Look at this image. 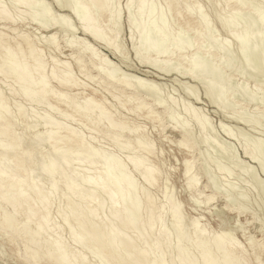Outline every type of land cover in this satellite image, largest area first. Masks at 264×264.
Here are the masks:
<instances>
[{
  "label": "bare ground",
  "instance_id": "1",
  "mask_svg": "<svg viewBox=\"0 0 264 264\" xmlns=\"http://www.w3.org/2000/svg\"><path fill=\"white\" fill-rule=\"evenodd\" d=\"M38 1L40 2V0H12V1L10 0L9 3L12 2L13 10H12L11 6H10L11 8L5 7L7 5L6 4L3 5L0 2V25L5 30H7V31L9 30L8 32H9V34H11V35L5 34L0 30V86L2 88L5 87L6 90L8 91V94H9V95H7L6 94L7 91L4 90V92H3V90L1 91V88H0V240L4 241L6 243L5 247L7 246L10 256L16 262H19L22 264H255V263L264 264V262H262V260H261V256L264 253L263 241L261 242L259 240H255L256 238L254 239L252 237L247 238L246 240H247V244H248V248H249V250H248L246 247L244 248V246H242L240 244V242L236 239L235 231L233 229H231V228H228V229L220 228L219 230L214 231V230H211L209 228V226L207 227V225L205 223H202L201 219H200L201 221H199L200 217L197 220L196 218H193L194 216L192 217V219L185 216L184 212L182 211V202L179 200H176V197L173 198L174 195L172 197V194H170L171 192L168 193V186H167L168 180L166 177L163 179L162 174H164V173L161 172V168H160L161 167L160 166L161 160L157 159L154 162L150 160L151 158H153V155H154V153H153V142L151 141V139L149 140L148 137L146 136V134L144 133V130H143L144 128L142 129L138 124L129 122L128 119H130V116H128L129 118H127L123 115L121 117L117 114V116H119V118H117V116H115V114H114V111H112L106 105L105 102L107 101V97L103 93L110 95L114 99L115 104H112L113 107L118 106V107H123L124 109H126V111L128 112L127 115L132 114V115H135L136 117H142L144 119H149V120H152L154 122L158 120L159 123H161L160 121H164V120H162L163 116H168L166 118H170L173 121L172 123L174 124L172 126L170 125V127H171L170 129L174 128L176 130V127L178 128V135H177L178 139L176 140L177 145L179 147L185 148L189 152H192L193 157H194L193 152L195 151L194 150L195 141L197 142L199 139H201V140L206 142L207 139L209 138V135L212 134L211 131L213 129V127H212L213 125H211V121L201 111L198 112L197 107H195V108H197V109H195L193 107V105H191L190 103H184V104L179 103L178 104V102H177L178 99L177 100L175 99L176 100L175 101V100L171 99L170 97H167L165 94H164L165 96L161 95V93H163L162 92L163 89L160 88L162 85L160 84V82H158L154 79H151L149 77L148 78L142 77V76H139L136 74H131V73H128V76L130 77V79H128L127 75H126L127 78L117 75V73L119 74V71L121 69H119V71L114 70V69H117V67L114 69L111 67L112 61L109 60L106 56H104L105 54L104 55L100 54V53H102L101 51H100V53H99V50L97 51L96 47L93 45V42L97 43V44L102 43L103 46L108 48L111 52H113V54H115V52L119 53V51H120V49H118V44H117V38L119 35L118 34L119 31L117 30V28L119 30L122 29V28L118 27V23L120 21L122 22V20L120 19V15L123 14L122 12H120V10H121L120 9L121 6L119 7L120 0H77V2H76V0L75 1L73 0L74 1L73 2L74 7H77L75 4L77 3L79 5V2H80V7L78 6L79 10H81V11H79L80 15L77 12L78 10L77 11L76 10L70 11L72 14H76L75 15V17L77 16L76 18H78V15H79L78 29L82 35L81 36H73L74 39L71 40V38H70V40L68 39V41H66V43H67L66 47L68 46V47L72 48L71 53L68 56H69V58H72L73 62L76 65V68H77L79 74H81V76L82 75L84 77L86 76L91 81H93L95 78L99 79L98 82L101 84L100 91H98L97 89H93V88L87 89V83L85 84V82L83 83L82 81L78 80L76 75H74V73H73L72 65H71L70 61L67 59L68 56L64 59L63 58H56V56H55L56 54H55L53 56H49L50 60H48L44 56L45 54H43L41 47L46 48V49L52 48L55 51H57L59 49V47H58L59 45L57 44V40H58L57 36L58 35H56L58 33H57V31H54V32L51 31L52 29H49V28H52V26H54V27L56 26L55 28H58L57 29L58 32H60V31L64 32L65 30H68V29L73 30V32H71L73 35H75L74 30L76 28L71 29L72 26L69 24L71 18L66 14L62 15V16L60 15L61 17L60 16H58V17L67 20L66 17L68 16L69 22L68 21L66 22V21L61 20V19L59 20V18H58L57 20H59V21H55L53 23L52 22L51 23H49V22L44 23V22L40 21L42 17H40V16L38 17V15L37 16L35 15L36 17L33 15H29L28 14L29 12L27 11L28 7H31L34 3H37ZM42 1L39 4L40 7H41V3H43V4L45 3L44 0H42ZM50 1L54 2L59 10H62L65 7V5L68 4V3L65 4V2L63 3V0H50ZM70 1L71 0H69L68 2H70ZM221 1H223V3H224V10L226 12L231 11L230 14H232V15L233 14L235 15V13H234L235 11L238 13L245 11V9L249 6L247 2L246 3L248 6L245 5V3L242 4V2L240 0H238V2H236L235 0L234 1L233 0H221ZM239 1H240V3H239ZM250 1H252V0H250ZM261 1H263V0H261ZM254 2H255V0H254ZM47 3L48 2H46L45 5H48ZM43 4H42V7L45 9V7H44L45 5H43ZM124 4H125L124 8H126L127 12H128L127 21L129 22V25H130V27H127L128 29L130 28L129 29L130 31L129 30L128 31L131 33V34L129 33L128 36H130L132 43L135 41V36H138L140 39L145 41V43H144L145 47H143L142 50L140 48V50L135 49V51H137V52L134 51L135 52L134 54H137L136 61L139 57L140 58V60L138 59L139 62L142 61V63L144 62L148 65L156 66L159 69H157V68H155V69L158 71L161 69V71H163L162 73L164 75H167V74L169 75L171 71L173 72V70L174 71L176 70L175 72L177 74V70L179 72V71L183 70L185 67V70H187L186 72H188L187 74H189V76L191 78H193V80L195 78H198L197 76H199V75H196V74L194 75V73H193L194 70L190 69L193 65V64L190 65V61H192L195 58L194 54L198 53V51H200L199 53H201V55L203 54L202 58L206 57L208 60L212 61L210 64L207 63L210 66L208 67V65H207L208 68H206V66H205L206 64L203 65L202 61L198 59V61L202 65H200L198 63H197V65H200L199 66L200 71L202 70L203 75H205L206 77L209 78V76L206 75V72L204 74V71H206V69H207V71H209L211 69L213 71V68L217 69L219 71L218 73L220 74L221 70H219V69H223L225 67V66L223 68L221 67V64H223L221 62H224V60L222 58H220L221 56H219L218 53H219V51L222 52L221 50H230V48L228 47L229 46L228 44H231L229 39H226L227 42H230L228 44L226 43V40H224V39H223L224 43H222V40H221V42H219L218 41L219 38H217V36L215 38L214 33H211L212 31H211V29H209L210 27H208L207 30L208 31L210 30L209 32L211 34L210 39H208V40H210L211 45L209 43L208 46H211V47H208L207 49L205 48L206 50L200 48L201 43H203L204 37L207 35V33H206V35L204 33L205 36H203L202 31L204 32V29H206L205 27H207V23L209 25V23L211 24V21L210 22L208 21V19H207L208 17L205 16V14L203 13V11L201 9L202 6L199 5L198 1L191 2L190 0H125ZM217 4L218 3H216V5ZM39 5L37 4V6H39ZM68 5H71V4H68ZM258 6H259V4H258ZM42 7H41V9H42ZM74 7H72V9ZM261 7H263V6H261ZM21 8L24 10H21ZM47 8H49V9H47ZM47 8L45 9L46 11H44V12H43V10H40V9L39 10L42 11L44 14L46 13V15H48V19L50 20L49 16L54 15V11H53V14L50 13V11H49L52 9V6H51V9L49 6ZM254 8H257V7L255 6ZM9 9H11L12 11L11 10L9 11ZM68 9L70 10L69 7H68ZM249 9H252V7ZM259 9L261 10V8H258L257 10H259ZM32 10H33V12H31ZM32 10L29 9L31 14L34 13V11H35L34 9H32ZM253 11H255V10L252 9V12H250V13H253ZM47 12L50 13L51 15L48 14ZM51 12H52V10H51ZM245 12H247V11H245ZM258 12H262V11H258ZM24 13H25V15H24ZM35 13H36V11H35ZM38 13H39V11H38ZM43 13L41 14V12H40L39 14L42 16ZM26 14H28V19L30 18L29 22L31 19L33 21H35L36 18L40 19V20L37 19V21H36L37 27L39 24L38 28L41 30L40 35L31 36L29 33L26 34L24 31H22L21 33H20V31L17 32V30H18L17 26H20V24L26 23L25 22L27 20ZM55 14H57V13H55ZM125 14L127 15L126 12H125ZM230 14H228V16ZM46 15H43V16L46 17ZM214 15H215V13H214ZM238 15H240V14H238ZM256 15H257V13H256ZM29 16H31V17H29ZM215 16L219 18V16H217V15H215ZM216 17H215V19H216ZM250 17H252V16H250ZM253 17H254V15H253ZM263 17L264 16H262V13L259 14V17L257 15V18H259V20H261V22L262 21L264 22ZM52 18L54 19V16H52ZM172 18H175L174 22L170 21V19L172 20ZM233 18L234 17L232 16L231 18H227V20H226L227 23L231 24L230 26L233 27V29H230V30L228 29L227 31L229 33L230 38H232L233 42L238 46V51L241 52V53L238 52V54L243 55L246 51L247 46H249V45H246L247 44L246 39H248V37H247V35H244V33H246V32L243 33L244 30L242 31L243 34L239 33L238 31L235 30V29H238L237 27H239V25L237 24L238 22H236V20H235L236 15L234 18L235 22H234ZM246 18H249V16L247 15ZM119 19H120V21H119ZM254 19L255 18H253V20ZM219 20H220V18H219ZM219 20H217V21H219ZM44 21L46 22L47 20H44ZM226 21L223 20V22H226ZM238 21H240V20L238 19ZM36 22H34V23H36ZM261 22H260V25L262 24ZM220 23L221 22H219V24ZM227 23H225L226 26H227ZM235 23H236V25H238L237 27L235 26ZM225 24H224V26H225ZM239 24H240V22H239ZM248 24H244V26L247 25V27H245V28L244 27L242 28V26H240V27L242 29H246V28L250 27ZM250 24H251V22H250ZM255 24H257V23H255ZM119 25H120V23H119ZM262 25H261V27H263ZM209 26H211V25H209ZM220 26H223V24L222 25L220 24ZM254 26H256V25H254ZM2 27H1V29H3ZM259 27H258V29H260V31H263V30H261L262 28H259ZM227 28L228 27H226V29ZM253 29L256 31L257 27H255ZM214 31H217V30H214ZM251 31L249 33L251 35H248V36H252L250 38H253V34H255V33H251ZM260 31H258V33ZM43 32H45V34H43ZM68 32H70V31H68ZM68 32L67 33L65 32V33L68 34ZM184 33H185V36H186V33H188V34L190 33L193 36L191 38L190 37L188 38V39H192V38L194 39L192 44L188 45V43H186L187 44L186 45L183 42V40H182L183 38H181L182 37L181 35ZM152 34H153V37L152 36L150 37V35H152ZM212 34H213V36H212ZM263 34L264 33H262V35ZM201 35L203 36V38H201L202 37ZM217 35L219 37V34H217ZM256 35L258 36L257 33H256ZM256 35H254V36H256ZM262 35H260V36H262ZM122 37H124V36H122ZM64 38H65V36H64ZM64 38H63V40L66 39V38L65 39ZM263 38H264V36H262V40H263ZM153 39H155V40H153ZM184 39H185V37H184ZM186 39H187V37H186ZM206 39L207 38H205V40ZM220 39H221V37H220ZM249 40H251V39H249ZM189 41H191V40H189ZM195 42H196V44H195ZM261 42H264V41H261ZM261 42H259V43H261ZM64 43H65V41H64ZM205 43L206 42H204L203 44L205 45ZM256 43H258V42H256ZM142 44H140V46ZM251 44H252V42H251ZM261 44L262 45H259V44L258 45L263 47L264 44L263 43H261ZM134 46L136 47L137 45L133 44V49H134ZM253 46L254 45H252L250 47H253ZM259 46H258V48H259ZM255 47H256V45H255ZM252 49H256V48L253 47ZM187 50H189V52H187ZM258 50H256L257 53H258ZM50 51L51 50H49V52ZM249 52H250V50H249ZM253 52H255V50H253ZM52 53L53 52L51 51L50 54H52ZM120 53H123V52L120 51ZM259 53L261 55L264 54V53L262 54L261 51H259ZM238 54H235L236 57L238 56ZM221 55H223V54H221ZM224 55H225V53H224ZM227 55L228 54L226 53V57H228ZM230 55H233V53L232 54L230 53ZM249 55H250V53H249ZM197 56H200V54H198ZM253 56H254L253 54L250 55V57H253ZM255 56H256V53H255ZM232 57H234V56H232ZM259 57H260V59L262 58L264 60V56H262V57L259 56ZM121 58L123 59V57H121ZM171 58H174V59L176 58L179 61V63H178L179 66L180 65L183 66V69H182V67H180V70H179L178 69L179 66H176L177 67L176 69H172L171 67H169V65L173 66L172 63L168 64L170 62ZM238 58H240V57H238ZM238 58H236V60ZM257 58H258V56H257ZM257 58H255V59H257ZM227 59L228 58H226L225 60H227ZM231 60H233V59H231ZM236 60H234V61H236ZM244 60H245V58H244ZM250 60H251V58H250ZM125 61H126V59H125ZM254 61H256V60H254ZM175 62H177V61H175ZM196 62H197V60H196ZM206 62H207V60H206ZM230 62H232V61H230ZM230 62H228L227 64H229ZM142 63H140V64H142ZM191 63H193V62H191ZM241 63H244V62L242 61ZM212 64H213V68L209 69L210 67H212L211 66ZM244 64L246 66H248L247 62ZM250 64H251V62H250ZM256 64L258 65V63H256ZM260 64L264 65V63H260ZM194 65L196 66V64H194ZM230 65L232 66V64H230ZM230 65H229V67H230ZM237 65H238V68H239V66H242L239 64H237ZM88 66H91V69L95 70V73H96V74L94 73L95 75L87 74L88 72H86V71L90 68ZM113 66H116L115 62H114ZM250 66L251 65H249L248 67H250ZM258 66H260V65H258ZM243 67H244V65H243ZM252 67H254V66L252 65ZM252 67H251V69H252ZM260 67H262V66H260ZM225 68H228V66ZM230 68L232 69V67H230ZM241 68H240V70H241ZM245 69L247 70V68H245ZM262 69H263V67H262ZM262 69H259V71H262ZM234 70H235V68H234ZM242 70H243V68H242ZM254 70L258 71V69H254ZM161 71H159V72H161ZM257 71H255L256 74L252 71L253 76H251L252 74H250V77H252V79H254V76L257 75ZM202 72H201V75H202ZM213 72L211 74H213ZM224 72H225V70H224ZM228 72H227V74H229ZM123 73H124V71H123ZM181 73H183V72H181ZM196 73H197V68H196ZM198 73H199V71H198ZM218 73H217V75H219ZM230 73H232V72H230ZM238 73L240 74L241 72H238ZM125 74H126V72H125ZM179 74H180V72H179ZM185 74L186 73H184L183 75L182 74H180V75L184 76ZM221 74L224 76L225 73L224 74L221 73ZM261 74H262V72H261ZM120 75H123L122 72L120 73ZM153 75H155L158 79L162 78L161 76H158V74L156 75V73ZM258 75H260V74H258ZM243 76H244V74H243ZM243 76H241V77H243ZM263 76H264V74H263ZM184 77H186V75ZM199 77L201 78V76H199ZM230 77L231 76H229V79H230ZM202 78H203V76H202ZM204 78L202 80H204ZM214 78H215V81H214ZM214 78L211 81L216 82L217 76H215ZM221 78H222V76H221ZM224 78H226V76L223 77L222 80H224ZM244 78H246V77H244ZM244 78H242V79L245 82L246 79H244ZM263 78H261V79L263 80ZM174 79L175 78H173L172 80H174ZM186 79H187V77H186ZM226 79H228V78H226ZM231 79H230V81H231ZM248 79H250V78L248 77ZM258 79H260V78H258ZM219 80H221V79L219 78ZM262 80L260 82V85L262 83ZM205 81H208V79L207 80L205 79ZM211 81L205 82V86H207V87H205L207 89V94L205 92V94H206L205 96L207 97V95H210L209 97H212L215 94L214 93L215 91L213 92L214 94H211V92L215 89L218 92V93L216 92V94H217L216 97L221 98V100H222V97H224L227 94V92H225L226 94L223 96V90H225V89H220L219 88L220 86L218 87L216 85L218 83V81L214 84ZM253 81H255V80H253ZM52 82L55 83V85H56L55 87L52 86V84H51ZM222 82L224 83V81H222ZM176 83L178 85V82H176ZM187 83L185 82V84H187ZM219 83H218V85H219ZM223 83L221 85H224V87L227 88L225 86V84H223ZM238 83H240V82H238ZM246 83H247V81L245 82V84ZM240 84L243 85L244 83L242 84V81H241ZM256 84H257V82H256ZM179 85H180V83H179ZM233 85L235 86V88L237 87L235 84H233ZM99 86L100 85L98 84V87ZM163 86H165V85L163 84ZM186 86H190V85L188 84ZM230 86H232V85H230ZM248 86H247V88H249ZM238 87H239V84H238ZM242 87H244V86H242ZM242 87H240L239 91L243 89ZM185 89H186L185 95L187 94L190 99L199 102V98L196 99L197 97L194 94L196 92H194V93L191 92L189 87H186ZM231 89H233V88H231ZM234 89H233V91H234ZM257 89L258 88H256V90ZM170 90H172V89H170ZM194 90H195V88H194ZM228 90L229 89H227V91ZM236 90L238 91V89H236ZM247 90H249V89H247ZM256 90H254V91L256 92ZM98 92H101L100 96H98V94H97ZM244 92H245V90H244ZM247 92H249V91H247ZM255 92H254V94H256ZM236 93H234V94L236 95L237 98H239V96H237L238 94H236ZM257 93L260 94V91H258ZM261 93H262V91H261ZM166 94H168V93H166ZM232 94H231V96L234 97L235 95L233 96ZM240 94H241V92H240ZM246 94H250V92L246 93ZM20 95L23 96L26 101H28L27 105L25 102H24V104L21 101L18 102L20 99H17L18 101L13 99V98H16L17 96H20ZM80 95L82 96V99L80 98ZM168 95H172V94H168ZM244 95L245 94L243 93V96ZM250 95H251L250 97H248L247 95H246L247 97L245 96L246 101H248V100L251 101L249 98H251L253 96V93H251ZM149 96L151 98L154 97L155 100H150L149 102L148 101L146 102V99ZM227 96H226V98H227ZM231 96H230V98H231ZM256 96H257V94H256ZM150 97H149V99H150ZM236 97H234V98L236 99ZM255 97H253V98H255ZM262 97H264V96H261L259 98H262ZM217 98H214V99L212 98L214 100V103L216 100L219 101V99H217ZM247 98H248V100H247ZM228 99H229V96H228L227 100ZM235 99H233V100H235ZM241 99L244 100V98H241ZM221 100H220V102H221ZM224 100H226V99H224ZM263 100H264V98H263ZM230 101H232V100L230 99ZM236 101H238V100H235V102ZM249 101H248V103H250ZM162 102L165 104V106L168 109H165V106H162L163 107L162 108L161 106L158 105V103L163 104ZM179 102H182V101H179ZM220 102H218V103L220 104ZM223 102L225 103V101H222L221 103L224 104ZM257 102H258V100H257ZM260 103H261V100H260ZM222 104H220V105H222ZM243 104H244V102H243ZM227 105H230V103ZM236 105H233V106L235 107ZM239 105H241V104H239ZM247 105H249V104H247ZM254 105H255V103H254ZM11 106L12 107L14 106V108L11 109L12 108ZM41 106H43L44 109H43V112L40 114L38 112V109H39L38 107H41ZM223 107L227 108V110L229 108H231L230 106L229 107L223 106ZM241 107H244V106H240V109H241ZM262 107H264V106H262ZM158 108H160V109H158ZM219 108H221V107L219 106ZM236 108L238 109V107H236ZM248 108H250V107H248ZM256 108L257 107H255V109ZM232 109H234V108H232ZM252 109L254 110L253 107H252ZM199 110H201V109H199ZM241 110H240V112H241ZM244 110H245V108L243 109V111ZM39 111H40V109H39ZM179 111L180 112L182 111L187 116V119L182 120L180 118L182 120L181 121L178 117L179 116L182 117L183 115L178 116L177 114H179L178 113ZM116 112H117V109H116ZM233 112H235V111H233ZM253 113H255V112H253ZM261 113H262V110H261ZM55 114H58L60 119L56 118L54 116ZM235 115H232V116H235ZM249 115L251 117L254 116L251 114H249ZM258 115H261V114H257L255 116H258ZM226 116H224V117H226ZM240 116L241 115H239V117ZM246 116H247V111H246V114L244 117L246 118ZM248 117L249 116H247V119H248ZM262 117H263V115H262ZM262 117H260V118H262ZM17 118H18V120H19V118L22 120L33 119V121L31 120L32 123L31 122L26 123V126H25L26 128L31 127L30 123H31V125L33 124V122L37 123L38 120H41L42 122H39V123H43V125L45 126V130L43 131L44 133L39 134V132L37 131L35 134L33 132L35 134L34 135L35 141L33 140L34 143L36 142L38 144L40 141L47 142L48 145L50 146L51 150H52V152H51L52 154L45 156V157H42L43 159H42L41 165L39 167L40 169H38L40 171H38V174L36 176V178L39 176L38 177L39 179H37V181L34 180L35 178H33V175H32V173H33L32 172V170H33L32 169V162H31V155H32L31 149H32V147H31V149H30V147L29 148L25 147L23 145V143L25 141L24 142L22 141L23 140L22 135H21L22 133L20 132L21 134H18V132L15 130V121L17 120ZM229 118L231 119V116ZM238 118H235L234 121L236 119L238 120ZM240 119H241V117H240ZM255 119H256V117H255ZM258 119H257V121H258ZM166 120H168V119H166ZM252 120H253V118H252ZM261 120L259 123L257 122V124L260 126H261ZM227 121H229V120H227ZM253 121L256 123L255 120H253ZM263 121H264V119H263ZM66 122L76 123V125L79 127V129L77 127L71 126L70 124L67 125ZM238 122H241V120H239ZM220 123H222V122H220ZM243 123H244V120H243ZM19 124H21V123H19ZM245 124H246V122H245ZM251 124H252V122H251ZM41 125L42 124H40L39 126H41ZM193 125H196L199 128V134L198 135H194L192 128H191ZM219 125H221V127H220V128H222L221 132L223 131L225 136L234 139V134H232L234 132H230L232 130V128L229 131L227 128H225L226 124L224 125L222 123ZM247 125L251 126V125H249V123ZM35 126H36V124H35ZM168 126H169V123H166V126L163 124L160 126V127H162V129L161 128L160 129L162 130V132L163 131L167 132L166 128ZM228 126L229 125H226V127H228ZM263 126H264V124H263ZM144 127H146V126H144ZM215 127L216 126H214V128ZM31 128H33V127H31ZM39 128H41V127H39ZM236 128H238V127H236ZM21 129H22V127H21ZM82 129L85 131L87 130L89 133L88 134L89 136L87 134H85V132L83 133ZM170 129L168 128V130H170ZM250 129H252V128L250 127ZM259 129H260V127H259ZM261 129H262V127H261ZM263 129H264V127H263ZM255 130H256V128H255ZM207 131L211 132V133L208 135ZM214 131H216V129ZM257 131H260V130H257ZM40 132H42V130ZM239 132H240L241 136L238 139H241V138L243 140H244V138L246 139V137H242V135L244 136V134H241L242 129ZM239 132H237V133L239 134ZM253 132H255V131H253ZM217 133H216V135L221 134V133H218V134ZM245 133H248V135H249V132H247V130ZM256 133H258V132H256ZM260 133L261 132H259V134ZM37 134H39V135H37ZM85 135H87V137L89 139ZM206 135H208V138H205ZM221 135H218V137ZM246 135L247 134H245V136ZM198 137H199V139H198ZM210 137H212V136H210ZM248 137L251 138V136H248ZM252 137H254V136H252ZM255 137L257 139L255 141H254V138H253V140H252V138L249 140L247 139L251 143L254 141L253 144H251L252 145L251 149L247 145V143L245 144V142H244V145L241 144L243 142L242 139H241L242 142L240 141L241 142L240 144L243 145V146H241V147H243V154L246 157H250L254 161L256 159L255 155L257 153L254 154L253 152L260 148L259 147L258 149H255L254 151H252L254 149V148L252 149L253 145L257 147L256 141H258V138H257V136H255ZM32 138H33V136H32ZM259 138H261V137H259ZM212 139H214V138H212ZM201 140H199V141H201ZM215 140H217V139H215ZM218 140L220 141V139H218ZM234 140L236 141V139H234ZM247 140H245V141L247 142ZM261 140L263 141V138ZM33 141H32V143H33ZM170 141L171 140H169V142ZM222 141H224V140H222ZM232 142L233 141H231V143ZM263 142L260 144V146L262 144H264ZM40 143H39V145H40ZM211 143H212V140H211ZM222 143L224 145H226L225 142H222ZM227 143H229V142H227ZM258 144H259V141H258ZM208 145H209V143L206 145V147ZM109 146H112L113 148H110ZM215 146H214V148H215ZM209 147H210V145L207 148H204V147L203 148L206 150ZM226 147L223 149V151L224 150L226 151ZM262 147H264V145ZM232 149H231V151L233 152ZM261 149L262 148H260V150ZM33 150H34V148H33ZM217 150H219V149H217ZM228 150L229 149H227V151ZM120 151H122L123 153L125 152V154L123 155V157L125 156L124 157L125 160H122V158H120V156H118L117 152H120ZM155 151H156V149H155ZM241 151H242V149H241ZM159 152H161V151H159ZM214 152H215V149H214ZM206 153L207 152L205 151L204 154L206 155ZM219 153L220 152H218L216 155V159H215L216 162L218 160L217 157L219 156L218 155ZM225 153H228V152H225ZM235 153H236V150H235ZM46 154L47 153H45V155ZM204 154H203V156H204ZM38 155H39V153H38ZM211 155H213V153H211ZM220 155H222V154H220ZM229 155L232 157L234 154L231 155V153H229ZM263 155H264V153H263ZM193 157H192V160H193ZM206 157H208V156H205V158ZM211 157H213V156H211ZM237 157H238V155H237ZM200 158L197 157V160H199ZM214 158H215V156H214ZM197 160L195 158V161H197ZM222 160H223V158H222ZM191 161L188 158L183 160L184 170L182 173L183 177H185V179H186L187 185L186 184L185 185L189 189V192L191 195L189 199H191V201L196 202L197 204L203 203V204H207L208 206H211V207L213 206L212 208H214V206H215L214 204L216 202V200L214 202V196L215 195L213 196L212 193L211 194L204 193V190H207V189H205V187L209 186L208 181L206 183H204L203 187L199 186L200 180L196 174V172L199 173V171L196 170L195 174H194V172L191 171L192 167L194 165ZM195 161H193V162L195 163ZM203 161H204V159H203ZM210 161H212V159ZM243 161H240V162H243ZM216 162H214V163L217 164ZM198 163H199V161H198ZM220 163H222V161ZM227 163H228V161H227ZM243 164H245V163H243ZM247 164H249V163H247ZM247 164H245V166ZM255 164L253 163V165H255ZM204 165H205V163H204ZM223 165L225 166L226 164H223ZM250 165H252V164H250ZM257 165H259V164H257ZM195 166H196V163H195ZM209 166H210V164H209ZM215 166H214V168H215ZM231 166H233V165H231ZM196 167H195V169H196ZM199 167H201V164H199ZM204 167L205 166H203V168ZM216 167L217 168H215V169H217L216 170L217 173L213 172V169H212V171H211V169H209L211 172L214 173L209 177V180L213 181L212 184H214V178L216 179L217 176L218 177L220 176V178H222V176H223V181H225V179H226L225 177H227V176L230 177L229 175L231 174V170H232V169H230V171H228L229 169H227V168H230L228 166H227V168L226 167L223 168V167H221V165L216 166ZM241 167H243V166L241 165L240 168ZM255 167H256V165L253 167L254 169H252V170H253V172L256 173ZM258 167H261V165H259ZM262 167L264 168V165H262ZM206 169L208 170V167ZM206 169H204V170H206ZM171 170H172V168H171ZM204 170H202V171H204ZM234 170H236V169H234ZM259 171L263 172L264 170H261V168H260ZM200 172H201V170H200ZM240 172H242V171H240ZM243 172H245V171H243ZM248 172L249 171H247V173ZM250 172H251V169H250ZM241 174H244V173H241ZM250 175L255 177L254 175H252V173H250ZM255 175H257V173ZM258 175H260V174L258 173ZM258 175H257V178L261 177ZM207 176H209V175H207ZM240 177H242V176L239 175V179H240ZM42 178L47 180L48 187H46L47 185H45L44 182L43 183H44L46 188H44L42 183L40 184V179H42ZM138 178H140V180L142 182V185H140V186L137 184ZM243 179H241V181ZM256 179H253V180H256ZM43 180H41V182ZM163 180L165 181L164 182L165 185H163L164 186L163 190L161 189L162 200L157 202L158 201V200L156 201L157 198H155L152 195V193L150 192L149 189L150 188L152 189V187L158 186L160 181H162V183H163ZM221 180H219V181H221ZM233 180H235V179H233ZM261 180H263V178ZM215 181H216V183L219 182L217 180H215ZM226 181H228V180H226ZM237 181H238V179H237ZM244 181L246 182L247 180H244ZM230 182H233V181L230 180ZM260 182H262V181H260ZM209 183L211 184L210 181H209ZM227 183L228 182H226V184H225L226 187H228L226 191L229 192V190H228L229 188L231 190L233 188L235 189L234 184H232V183L227 184ZM248 183H245V184H248ZM245 184H244V186H245ZM250 184H251V182H250ZM250 184H248V185H250ZM256 184H254V185H256ZM241 185H243V184H241ZM260 185H262V183ZM213 186L214 185H212V187ZM236 186H237V184H236ZM253 187H255V186L252 185V187H250V188H253ZM260 187L259 188L257 187L258 190L260 189ZM218 188H221L220 184H219ZM240 188H243V187H240ZM221 189L223 190V188H221ZM238 189H236V190H238ZM243 189H245V188H243ZM174 190L172 191V193L174 192ZM220 190H219V192H221ZM231 190H230V192H231ZM248 190L249 189H247V191ZM212 191H213V189H212ZM241 191H244V190H241ZM247 191L245 190V193ZM259 191L260 192L262 191V193H264L263 190H259ZM259 191H258V193H259ZM216 192H217V189H216ZM228 192H224V193H227L229 195ZM237 192L234 191L235 195ZM255 192H257V190H255ZM224 193L222 192V194H224ZM245 193L242 192L239 194H242V195L244 194L243 197H245ZM188 195L189 194L187 193V196ZM219 195H220V193H219ZM231 195H229V196H231ZM235 195H234V198L236 199L237 195H236V197H235ZM256 195H258V194H256ZM256 195H255V197H256ZM261 195H263V194H261ZM221 196H223V195H221ZM238 196H240V195H238ZM215 197H217V196H215ZM223 197H225V196H223ZM242 198L239 200H242ZM247 198H245V199H247ZM57 199H58L57 203L60 201V199L62 200L61 204L56 206V209H57L56 215L58 213L59 216L58 215L57 216L59 217V219L62 222V223H60L61 225L60 224L57 225V224H55L56 222L55 223L52 222L53 218L51 217V212H52L51 206L53 207V205H52L53 201H56ZM228 199H230V198H228ZM258 199H259V195H258ZM260 199L262 200V197ZM226 200H227V198H226ZM239 200H237V201H239ZM255 200H254V203L255 202L257 203L259 201V200L258 201H255ZM228 201L229 200H227L226 202H228ZM231 201L233 202V204L236 202L235 200H234L235 202L233 200H231ZM194 202H193V204H194ZM248 202H250V201H248ZM229 203H230V201H229ZM244 203H246V200L241 204H244ZM251 203H253V202H250L248 204L251 205ZM199 204H198V208H199V206H203V205H201V204L199 205ZM237 205H239V204L237 203ZM220 206H221V204H220ZM220 206H218V207L220 208ZM222 206L223 207L219 210L220 213H223V210H225V209L227 210V212L232 211L234 213V210L236 208L235 213H236V216L238 215V217L243 212L242 210H245V209L240 210L241 208H243V205H241V208H239L238 206L237 207L235 206V208L234 207L230 208L228 205H225V206L222 205ZM195 207H197V206L195 205ZM250 208H251V206H250ZM250 208H248V210H250ZM217 209L215 212L216 214H217ZM258 209L260 210V207H258ZM202 211H204V210H202ZM214 211L215 210H213V214H215ZM219 211H218V213H219ZM252 211H254V210H252ZM207 212H208V210H207ZM211 213L212 212H210V214ZM244 214H241V215H244ZM257 215L258 214H256L255 217H257ZM53 217L55 218L56 216H53ZM165 219L168 220L167 223L170 224L171 229L168 228L167 224L165 223L166 222ZM231 220L232 219H230V222H232ZM56 221H57V219H56ZM244 222H246V221H244ZM234 224H236V223H234ZM64 225L66 226V229L68 230V235H69V237L66 235L67 236L66 239L70 238L72 243L80 248V251H78V248H77V250H75L73 248V246L70 247L67 244V242L64 241L65 238L63 236H64L65 232L61 233V231H62L61 228H63ZM228 226H230V225H228ZM235 226H233V227H235ZM241 226L242 225H239V227H241ZM256 228H258V227H256ZM61 234H63L62 237L64 239H62ZM66 241H68V243L70 242V240H66ZM72 243H71V245H72ZM0 251H3V250L0 249ZM88 254L92 256V260L94 258H95V260L97 259V262H95V260H94L95 263H92L91 261H89L88 257H87V256H89ZM1 255H3V254H1ZM251 255L253 256V259H252ZM17 260H19V261H17ZM15 264H17V263H15Z\"/></svg>",
  "mask_w": 264,
  "mask_h": 264
},
{
  "label": "rangeland",
  "instance_id": "2",
  "mask_svg": "<svg viewBox=\"0 0 264 264\" xmlns=\"http://www.w3.org/2000/svg\"><path fill=\"white\" fill-rule=\"evenodd\" d=\"M5 3H4V2ZM8 1V2H7ZM12 1V0H11ZM42 0H40V2H41ZM67 1V2H66ZM69 0H63V3L65 2V4L66 3H68V4H71V5H68V4H64L65 5V7L62 9V10H59L58 9V7L56 6V4L54 3V2H51L50 0H44V2L46 3V2H48L47 4L48 5H45V3L43 4V3H41V7H42V4L43 5H45L44 7H45V9L49 6L50 7V9H51V6H52V12H51V10H49L50 11V13H52L53 14V11H54V15H52V16H54V19L52 18V16H49L50 17V20L48 19V15H46V13L44 14L43 12L44 11H46L43 7H42V9H41V7H40V2L38 1L37 3H34L31 7H28V14L29 15H33V16H37L38 15V17L40 16V17H42L41 18V20L40 19H38V18H36V20L35 21H33L32 19L30 20V22H29V19H28V14H26L27 15V20L25 21L26 23L25 24H20V26H17L16 24V26H17V32L18 31H20V33L22 32V31H24L26 34L27 33H29L31 36H38V35H40L41 33V30L38 28L39 27V24H38V27H37V19L38 20H40V21H42V22H44V23H53V22H55V21H59L60 19L61 20H64V21H68L69 20V17L71 18V20H70V25L72 26L71 27V29H75L74 30V33H75V35H73L71 32H73V30H65L64 32L63 31H60V32H58V28H55L54 26H52V28H49V29H52L51 31H57V33L58 34H56V35H58L57 37V44L59 45L58 47H59V49L57 50V51H55V50H53L52 48H43V47H41V49H42V51H43V54H45L44 56L48 59V60H50V58H49V56H53V55H55L56 56V58H66L70 53H71V50H72V48H70V47H66V41H68V39L70 40V38H71V40L72 39H74V37L73 36H81L82 34H81V32L79 31V29H78V26H79V15H80V13H79V11H81V10H79V7H80V2H79V5L76 3L77 2V0H76V6L77 7H74V1L73 0H71L70 2H68ZM191 2H196V1H198V3H199V5H201L202 7H201V9H202V11H203V13L205 14V16H207L206 18L208 19V21L210 22L211 21V24L209 23V25H211V26H209L208 25V23H207V27H205L206 29H204V32L202 31V35L203 36H205L206 35V33H207V35L204 37V39H203V43L204 42H206L205 43V45L203 44V43H201V45H200V48L201 49H207L208 47H211V46H208V44L210 43V40H208V39H210V36H211V34H210V30L208 31L207 29H208V27H210L209 29H211V33H214V37L216 38V36H217V38H219V42H221V40H222V43H224V40H226V39H229L230 40V42H231V44H228V43H230V42H227V40H226V43L229 45L228 47L230 48V50H221L222 52H220L219 51V56H221L220 58H222L223 60H224V62H221V63H223V64H221V67L223 68L224 66L225 67H227L228 66V68H223L224 70H225V72H224V70L223 69H219V70H221L220 71V74L218 73L219 71L217 70V69H214L213 68V64L211 65L212 67H210L209 69H211V68H213V71H212V69L211 70H209V71H207V69H206V71H204V74H205V72H206V75L207 76H209V78L208 77H206L205 75H203V72H202V70L200 71V68H199V66L200 65H204V64H206L205 66H206V68H208L210 65V63L212 62V61H210V60H208L206 57H204V58H202V56H203V54L201 55V53H199L200 51H198V53H195L194 54V56H195V58L192 60V61H190V65H192V67L190 68L191 70L193 69L194 71H193V73H194V75L196 74V75H199V76H201V78L199 77V76H197L198 78H195L194 80H193V78H191L190 76H189V74H187L188 72H186L187 70H185V67H184V69H183V66H179V61L175 58H171L170 59V62L168 63V64H173V66H170L169 65V67H171L172 69H176L177 67L176 66H179V70H180V67H182V69L184 70H181V71H179L180 72V74H184V73H186L185 75H186V77H187V79H186V77H184V76H181L180 74H179V72H178V70H177V74H176V70L174 71L173 70V72L171 71L170 72V74L168 75H164L162 72L163 71H161V69L159 70V71H161V72H159L158 70H156L155 68H157L156 66H153V65H148V64H146V63H142V61L141 62H139V60H140V58L138 57V59H137V61H136V58H137V54H134L135 52H137V51H135V49L137 50V49H139L140 50V48H141V50L143 49V47H145V45H144V43H145V41H143L142 39H140L138 36H135V41L132 43V41H131V39H130V36H128V34L130 33L129 31V29L127 28V27H130V25H129V22L127 21V17H128V12H127V9L126 8H124L125 7V4H124V2H125V0H120V2H119V7H120V12H122L121 14L122 15H120V19L122 20V22L120 21V19H119V23H120V25H119V23H118V27H120V28H122V29H118L117 27V30L119 31V35H118V38H117V44H118V49H120V51L121 52H123V53H120V51H119V53H117V52H115V54H113V52H111L108 48H106V47H104L103 46V44L102 43H99V44H97V43H94L93 42V45L96 47V49H97V51L99 50V53H100V51L102 52V53H100V54H102V55H104V56H106L109 60H111L112 62V64H111V67L114 69V68H116L117 67V69H114V70H118L119 71V69H121L120 71H119V74L117 73V75H119V76H121V77H126V75H127V77H128V79H130V77L128 76V73H131V74H136V75H139V76H142V77H149V78H151V79H154V80H156V81H158V82H160V84L162 85L160 88L161 89H163V93H161V95H163V96H167V97H170L171 99H173V100H177V102H178V104L179 103H190L191 105H193V107L195 108V107H197L198 108V112H202L203 114H205V116H207L208 118H209V120L211 121V125H213L212 127H213V129H212V134H210L211 132H208L207 131V133H208V135H209V138H208V135H206L205 136V138H208L207 139V141L205 142V141H203V140H201V139H199V137H198V139L199 140H201V141H195V147H194V152H193V154H194V157L192 156V152H189L188 150H186L185 148H182V147H179L178 145H177V143H176V140L178 139V128L176 127V130L174 129V128H172V129H170L171 127H170V125L172 126V125H174L172 122V120L170 119V118H166V117H168V116H163V119L162 120H164V121H160L161 123H159V121L157 120V121H152V120H149V119H144V118H142V117H136L135 115H132V114H129V115H127V111H126V109H124L123 107H113V105L112 104H115V101H114V99L110 96V95H108V94H106V93H103L106 97H107V101L109 102H105L106 103V105L112 110V111H114V114H115V116H117V114L119 115V116H121L122 117V115L123 116H125V117H127V118H129L128 116H130V119H128L129 120V122H131V123H136V124H138L143 130H144V133L146 134V136L148 137V139L150 140L151 139V141L153 142V153H154V155H153V158H151L150 160L151 161H156L157 159H160L161 160V164H160V168H161V172L162 173H164V174H162V176H163V179L166 177L167 178V180L170 182H168L167 181V186H168V193H170V194H172V197H173V195H174V197L173 198H175L176 197V200H179V201H181L182 202V211L184 212V214H185V216H187L188 218H191L192 219V217L193 218H196L197 220H198V218H199V221H201L202 220V223H205L206 225H207V227L209 226V228L211 229V230H214V231H217V230H219L220 228H226V229H228V228H231V229H233L234 231H235V235H236V239L240 242V244L242 245V246H244V248L246 247L248 250H249V248H248V244H247V238H249V237H252V238H256L255 240H259V241H263V243H264V193H262V191L260 192L259 190H263L264 191V171L262 172V171H259L260 170V168H261V170H264V168L262 167V165H264V155H263V153H264V147H262L264 144H262L261 146H260V144L264 141V129H263V124H264V121H263V119H264V107H262V106H264L263 104H264V100H263V98L264 97H262V98H259V97H261V96H264V76H263V74H264V65L263 64H260V63H264V60L262 59H260V57L259 56H264V46L262 47V46H259V45H262L261 43H263L264 44V42H261V41H264V38H263V40H262V36H264V34L262 35V33H264V22L262 21L261 22V20H259V18H257V15H258V17H259V14L260 13H262V16H264V0L263 1H261V0H255V2H254V0H252V1H250V0H240L241 2H242V4L243 3H245V5H247V3H248V5L250 6H246L247 8L245 9V11H247V12H245V11H243V12H234L235 13V15H236V18H235V15L233 14H230L231 13V11H225L224 10V3H223V1H221V0H190ZM234 1V0H233ZM236 2H238V0H235ZM240 1H239V3H240ZM0 2L3 4V5H7V6H5V7H8V8H11L12 7V2L11 3H9L10 2V0H0ZM43 2V1H42ZM72 2V3H71ZM247 2V3H246ZM261 2V3H260ZM8 3V4H7ZM52 3V4H51ZM209 3V4H208ZM216 3H218L217 5H216ZM11 4V5H10ZM37 4L39 5V6H37ZM51 6H50V5ZM73 4V5H72ZM258 4H259V6H258ZM262 4V5H261ZM9 5V6H8ZM68 5V6H67ZM214 5V6H213ZM220 5V6H219ZM255 7H257V8H254L253 6ZM11 6V7H10ZM47 6V7H46ZM71 6V7H70ZM79 6V7H78ZM211 6V7H210ZM261 6H263V7H261ZM33 7V8H32ZM38 7V8H37ZM67 7V8H66ZM68 7L70 8V10L68 9ZM72 7H74L73 9H72ZM222 7V8H221ZM252 7V9L253 10H255V11H253V13H250V12H252V9H249V8H251ZM258 8H261V10L259 9V10H257ZM29 9L30 10H32V9H34L35 11H36V13H35V11H34V13H32L31 14V12H33V10L30 12L29 11ZM37 9V10H36ZM43 10V12L42 11H40V10ZM47 9H49V8H47ZM126 9V10H125ZM204 9V10H203ZM11 9H9V11H10ZM12 10H13V7H12ZM11 10V11H12ZM21 10H24V9H22L21 8ZM69 10V11H68ZM71 10H78L77 12L79 13V15H78V18H76L75 17V15L76 14H72L70 11ZM212 10V11H211ZM215 10V11H214ZM38 11H39V13L41 12V14L43 13V15H46V17L45 16H41L39 13H38ZM214 11V12H213ZM258 11H262V12H258ZM73 12V11H72ZM76 12V13H77ZM125 12L127 13V15L125 14ZM218 12V13H217ZM223 12V13H222ZM229 12V13H228ZM245 12V13H244ZM249 12V13H248ZM48 13V12H47ZM50 13H48V14H50ZM55 13H57V14H55ZM59 13V14H58ZM71 13V14H70ZM75 13V12H74ZM214 13H215V15H217V16H219V18H220V20H219V18L218 17H216L215 15H214ZM225 13V14H224ZM237 13V14H236ZM256 13H257V15H256ZM259 13V14H258ZM68 15L67 17H66V19L67 20H65V19H62V18H60L62 15ZM219 14V15H218ZM228 14H230L229 16H228ZM238 14H240V15H238ZM250 14V15H249ZM252 14V15H251ZM24 15H25V13H24ZM51 15V14H50ZM61 15V16H60ZM74 15V16H73ZM169 15V14H168ZM225 15V16H224ZM227 15V16H226ZM242 15V16H241ZM246 15V16H245ZM247 15L249 16V18H246L247 17ZM253 15H254V17H253ZM35 16V17H36ZM58 16H60V17H58ZM122 16V17H121ZM216 17V19H215V17ZM221 16V17H220ZM234 17L235 18V20H236V22H238L237 24L239 25V27H237L238 25H236V23H235V26L238 28V29H235L236 31H238L239 33H242V31H243V33L244 32H246V33H244V35H247V37H248V39H246V41H247V44L246 45H249V46H247V48H246V51H245V53L243 54V55H240V54H238V52L239 53H241L240 51H238V46L233 42V40H232V38H230V36H229V33H228V29L230 30V29H233V27H231L230 25L231 24H228L227 23V18H231V17ZM250 16H252V17H250ZM29 17H31V16H29ZM45 18V19H44ZM47 18V19H46ZM59 18V20H57ZM171 18V17H170ZM234 18H233V20H234ZM253 18H255L254 20H253ZM264 18V17H263ZM35 19V18H34ZM47 20L46 22L44 21V20ZM222 19V20H221ZM238 19L240 20V21H238ZM257 19V20H256ZM49 20V21H48ZM54 20V21H53ZM217 20H219V21H217ZM223 20L224 21H226V22H223ZM235 20H234V22H235ZM32 21V22H31ZM78 21V22H77ZM170 21H175V18H172V20L170 19ZM251 22V24H250V22ZM253 21V22H252ZM258 21V22H257ZM34 22H36V23H34ZM69 22V21H68ZM72 22V23H71ZM172 22V23H173ZM219 22H221L220 24L222 25L223 24V26H220V24H219ZM239 22H240V24H239ZM260 22L263 24H261L263 27H261V25H260ZM41 23V22H40ZM171 23V24H172ZM225 23H227V26H226V24ZM249 23V24H248ZM255 23H257V24H255ZM259 23V24H258ZM68 24V23H67ZM68 24V25H69ZM224 24H225V26H224ZM243 24V25H242ZM244 24H248L250 27H248V28H246V29H242L243 27L245 28V27H247V25H245L244 26ZM28 25V26H27ZM173 25V24H172ZM229 25V26H228ZM254 25H256V26H254ZM1 26V25H0ZM30 26V27H29ZM74 26V27H73ZM240 26H242V28L240 27ZM260 26V27H259ZM2 27V26H1ZM1 27H0V30L3 32V33H5V34H8V35H11V34H9V30L7 31V30H5L3 27V29H1ZM54 27V28H53ZM124 27V28H123ZM224 27V28H223ZM226 27H228L227 29H226ZM230 27V28H229ZM252 27V28H251ZM255 27H257V32L253 29V28H255ZM258 27L259 28H262L261 30H263V31H260V29H258ZM70 28V27H69ZM226 29V30H225ZM242 29V30H241ZM251 31V33H255V34H253V38H250V37H252V36H248V35H251V34H249L250 33V31ZM129 30V31H128ZM214 30H217V31H214ZM246 30V31H245ZM68 31H70V32H68ZM76 31V32H75ZM123 31V32H122ZM206 31V32H205ZM248 31V32H247ZM255 31V32H254ZM258 31H260L259 33H258ZM23 32V33H24ZM68 32V34H66V33ZM209 32V33H208ZM65 33V34H64ZM71 33V34H70ZM204 33H205V35H204ZM219 34V37H218V35L217 34ZM242 33V34H243ZM256 33L258 34V36L256 35ZM43 34H45V32H43ZM122 34V35H121ZM131 34V33H130ZM184 35V36H183ZM201 35V36H202ZM209 35V36H208ZM254 35H256V36H254ZM260 35H262V36H260ZM64 36H65V38H64ZM67 36V37H66ZM122 36H124V37H122ZM153 37V34L152 35H150V37ZM182 37L181 38H183L182 40H183V42L186 44V43H188V45L189 44H192L193 43V41H194V39L192 38V39H188L189 37L191 38V37H193L190 33L188 34V33H186V36H185V33L184 34H182L181 35ZM203 36L201 37V38H203ZM212 36H213V34H212ZM129 37V38H128ZM184 37H185V39H184ZM186 37H187V39H186ZM209 37V38H208ZM220 37H221V39H220ZM227 37V38H226ZM246 37V38H247ZM63 38L65 39V40H63ZM205 38H207L206 40H205ZM255 38V39H254ZM257 38V39H256ZM260 38V39H259ZM124 39V40H123ZM149 39V38H148ZM224 39V40H223ZM249 39H251V40H249ZM140 40V41H139ZM153 40H155V39H153ZM185 40V41H184ZM189 40H191V41H189ZM253 40V41H252ZM257 40V41H256ZM260 40V41H259ZM64 41H65V43H64ZM119 41V42H118ZM138 41V42H137ZM123 42V43H122ZM131 42V43H130ZM251 42H252V44H251ZM256 42H258V43H255ZM259 42H261V43H259ZM142 44L141 46H140V44ZM65 44V45H64ZM133 44L134 45H137L136 47L134 46V49H133ZM195 44H196V42H195ZM200 44V43H199ZM259 44V45H258ZM187 45V44H186ZM210 45H211V43H210ZM232 47H231V46ZM252 45H254L253 47L254 48H256V49H252L253 47H250V46H252ZM255 45H256V47H255ZM93 46V47H94ZM140 46V47H139ZM199 46V45H198ZM258 46H259V48H258ZM103 47V48H102ZM120 47V48H119ZM123 47V48H122ZM228 48V49H229ZM261 48V49H260ZM51 50L53 53L52 54H50L51 53V51L49 52V50ZM124 49V50H123ZM205 49V50H206ZM232 49V50H231ZM236 49V50H235ZM248 49V50H247ZM259 49V50H258ZM192 50V49H191ZM249 50H250V52H249ZM253 50H255V52H253ZM256 50H258V53H257V51ZM60 51V52H59ZM135 51V52H134ZM218 51V50H217ZM229 53H228V52ZM237 51V52H236ZM259 51H261V53L263 54V55H261L260 53H259ZM263 51V52H262ZM187 52H189V50H187ZM49 55H48V54ZM223 54V55H221V54ZM224 53H225V55H224ZM226 53L228 54L227 56L228 57H226ZM230 53L232 54L233 53V55H230ZM238 54V56L236 57V55L235 54ZM249 53H250V55H254L255 56V53H256V56L253 58V57H250V55H249ZM67 54V55H66ZM120 54V55H119ZM198 54H200V56H197ZM258 54V55H257ZM61 55V56H60ZM231 57H230V56ZM247 55V56H246ZM232 56H234V57H232ZM257 56H258V58H257ZM121 57H123V59L121 58ZM125 57V58H124ZM199 57V58H198ZM238 57H240V58H238ZM249 57V58H248ZM128 58V59H127ZM219 58V57H218ZM217 58V59H218ZM226 58H228L227 60H225ZM235 58V59H234ZM236 58H238L241 62L243 61L244 63H246L247 62V64H248V66L249 65H251L250 67H248V66H246L244 63H241L238 59L236 60ZM244 58H245V60H244ZM250 58H251V60H250ZM255 58H257V59H255ZM67 59L70 61V63H71V65H72V70H73V73H74V75H76V77L78 78V80L79 81H82L83 83L85 82V84L87 83V89H90V88H93V89H97L98 91H100V89H101V84L98 82L99 81V79L97 78H95L93 81H91V80H89L86 76L84 77L83 75L81 76V74H79V72H78V70H77V68H76V65H75V63L73 62V60H72V58H69V56L67 57ZM125 59H126V61H125ZM197 60V62H196V60ZM198 59L199 60H201L202 61V64L198 61ZM204 59V60H203ZM207 60V62H206V60ZM231 59H233V60H231ZM222 60V61H223ZM234 60H236V61H234ZM251 62V64H250V62ZM253 60V61H252ZM254 60H256V61H254ZM172 61V62H171ZM175 61H177V62H175ZM230 61H232V62H230ZM263 61V62H262ZM114 62H115V64H116V66H113L114 65ZM175 62V63H174ZM191 62H193V63H191ZM204 62V63H203ZM206 62V63H205ZM214 62V61H213ZM226 62V63H225ZM228 62H230L229 64H227ZM234 62V63H233ZM140 63H142V64H140ZM197 63L198 64H200V65H197ZM207 63H209V64H207ZM241 63V64H240ZM256 63H258V65H260V66H262L263 67V69H262V67H260V66H258ZM194 64H196V66L194 65ZM227 66H226V65ZM230 64H232V66L230 65ZM237 64H239V65H242V66H239V68H238V65ZM134 65V66H133ZM207 65H208V67H207ZM229 65H230V67H232V69L229 67ZM243 65H244V67L245 68H247V70L243 67ZM252 65L255 67H252ZM256 65V66H255ZM151 66V67H150ZM175 66V67H174ZM88 67H90L86 72H88L87 74H92V75H95L96 73H95V70L93 69H91V66H88ZM153 67V68H152ZM243 68V70H242V68ZM251 67H252V69H251ZM196 68H197V73H196ZM231 70H230V69ZM234 68H235V70H234ZM238 68V69H237ZM240 68H241V70H240ZM157 69H159V68H157ZM228 69V70H227ZM251 69V70H250ZM254 69H258V71L257 70H254ZM259 69H262V71H259ZM237 70V71H236ZM93 71V72H92ZM123 71H124V73H123ZM198 71H199V73H198ZM211 71V72H210ZM229 71V72H228ZM236 71V72H235ZM243 71V72H242ZM256 74V72L255 71H257V75H255L254 76V79H252V77H250V74H252L251 76H253V72ZM90 72V73H89ZM122 72V74L123 75H120V73ZM125 72H126V74H125ZM181 72H183V73H181ZM201 72H202V75H201ZM213 72V74H211ZM227 72L230 74H227ZM230 72H232V73H230ZM236 74H235V73ZM238 72H241L240 74L238 73ZM252 72V73H251ZM261 72H262V74H261ZM95 73V74H94ZM147 73V74H146ZM156 73V75L158 74V76H161L160 78L161 79H158L155 75H153V74H155ZM208 73V74H207ZM217 73L219 74V75H217ZM221 73H225L224 74V76L221 74ZM160 74V75H159ZM173 74V75H172ZM179 74V75H178ZM211 74V75H210ZM215 74V75H214ZM227 74V75H226ZM238 74V75H237ZM243 74H244V76H243ZM258 74H260V75H258ZM125 75V76H124ZM188 75V76H187ZM243 76V77H241V76ZM164 76V77H163ZM176 76V77H175ZM202 76H203V78H204V80H202L203 78H202ZM213 76V77H212ZM215 76H217V81H218V83H219V85H218V83L216 84L220 89H225V90H223V96L226 94L225 92H227V94L224 96V97H222V100H221V98H217L216 96H217V94H216V92H217V90H213L212 92H211V94H214L212 97H209L210 95H207V97L205 96L206 94H207V89L205 88V87H207V86H205V82H210ZM221 76H222V78H221ZM226 76V78H228V79H226V78H224V80H222L223 79V77H225ZM229 76H231L230 77V79H231V81H230V79H229ZM240 76V77H239ZM261 76V77H260ZM126 77V78H127ZM175 78L174 80H172L173 78ZM221 79V80H219V78ZM244 77H246V78H244ZM248 77L250 78V79H248ZM256 77V78H255ZM85 78V79H84ZM178 78V79H177ZM211 78V79H210ZM238 78V79H237ZM242 78H244V79H246L245 80V82L247 81V85L245 84V82H244V80L242 79ZM258 78H260V79H258ZM261 78H263V80L261 79ZM88 79V80H87ZM167 79V80H166ZM177 79V80H176ZM205 79L207 80L208 79V81H205ZM237 79V80H236ZM227 80V81H226ZM229 80V81H228ZM253 80H255V81H253ZM260 80V81H259ZM261 80H262V83H261V85H260V82H261ZM214 81H215V78H214ZM216 81V82H217ZM222 81H224V83L222 82ZM235 81V82H234ZM237 81V82H236ZM241 81H242V84L243 85H241L240 83H241ZM176 82H178V85H177V83ZM182 82V83H181ZM185 82L187 83V84H185ZM200 82V83H199ZM211 82H213V81H211ZM216 82H213V84L214 83H216ZM227 84H226V83ZM230 84H229V83ZM234 82V83H233ZM238 82H240V83H238ZM249 82V83H248ZM255 82V83H254ZM256 82H257V84H256ZM166 86H163V84ZM179 83H180V85H179ZM185 85H184V84ZM225 84V86L227 87V88H225L224 87V85H221V84ZM52 84V86H56L55 85V83L54 82H52L51 83ZM98 84L100 85L99 87H98ZM170 84V85H169ZM190 85V86H186V85ZM202 84V85H201ZM233 84H235L237 87L235 88V86L233 85ZM238 84H239V87H238ZM256 84V85H255ZM89 85V86H88ZM207 85V84H206ZM230 85H232V86H230ZM241 85V86H240ZM249 85V86H248ZM255 85V86H254ZM184 86V87H183ZM189 87V89L191 90V92H196V93H194L195 95H196V99H198L199 98V102H197V101H194V100H192V99H190L189 98V96L186 94L185 95V88L186 87ZM199 86V87H198ZM234 86V87H233ZM242 86H244V87H242ZM247 86L249 87V88H247ZM253 86V87H252ZM262 86V87H261ZM164 87V88H163ZM173 87V88H172ZM192 87V88H191ZM222 87V88H221ZM224 87V88H223ZM229 87V88H228ZM240 87H242L244 90H245V92H244V90L242 91V90H240L239 91V89H240ZM261 87V88H260ZM0 88H1V91L3 90V92H4V90L5 91H7L6 90V88L5 87H1L0 86ZM194 88H195V90H194ZM231 88H235L234 89V91H233V89H231ZM249 89V90H247V89ZM254 88V89H253ZM256 88H258L257 90L258 91H260V94L259 93H257L258 91L256 90ZM167 89V90H166ZM170 89H172V90H170ZM175 89V90H174ZM206 89V90H205ZM227 89H229L228 91H227ZM236 89H238V91L236 90ZM262 89V90H261ZM174 90V91H173ZM199 92H198V91ZM203 90V91H202ZM231 90V91H230ZM254 90H256V92L254 91ZM168 91V92H167ZM215 91V92H214ZM247 91H249L250 92V94L251 93H253V96L251 97V98H249L251 101H249L248 100V98H247V100L250 102V103H248V101H246L245 100V98L248 96V97H250L251 95L250 94H246V93H249V92H247ZM261 91H262V93H261ZM165 92V93H164ZM173 92V93H172ZM176 92V93H175ZM205 92H206V94H205ZM214 92V93H213ZM236 93V94H238L237 96H239V98L241 97V98H244V100H242L241 98V100L239 99V98H237L236 97V95L234 94V93ZM240 92H241V94H240ZM254 92L257 94V96H256V94H254ZM142 93V92H141ZM166 93H168V94H172V95H168V94H166ZM218 93V92H217ZM233 93V94H232ZM243 93L245 94L244 96H243ZM6 94L7 95H9L8 94V91L6 92ZM98 94V96H100V94H101V92H98L97 93ZM140 94V93H139ZM165 94V95H164ZM209 94V93H208ZM231 94L234 96V97H236V99L234 98V97H232L231 96ZM262 94V95H261ZM199 95V96H198ZM229 96V99L227 100V98H228V96ZM247 95V96H246ZM256 97H255V96ZM261 95V96H260ZM174 98H173V97ZM181 96V97H180ZM215 96V97H214ZM226 96H227V98H226ZM230 96H231V98H230ZM246 96V97H245ZM259 96V97H258ZM150 97V96H149ZM149 97H147V99H146V102L148 101H150V100H155V98L154 97H150V99H149ZM253 97H255V98H253ZM11 98V97H10ZM80 98L82 99V96L80 95ZM188 98V99H187ZM214 98H217V99H219V101H215V103H214V100L213 99ZM259 98V99H258ZM14 100H17V99H20L18 102H22L23 104H24V102L26 103V105L28 104V101H26L25 99H24V97L23 96H17L16 98H13ZM12 99V100H13ZM182 99V100H181ZM190 99V100H189ZM224 99H226V100H224ZM230 99L232 100V101H230ZM233 99H235V100H238V101H236L235 102V100H233ZM255 99V100H254ZM13 100V101H14ZM24 100V101H23ZM175 100V101H176ZM185 100V101H184ZM189 100V101H188ZM213 100V101H212ZM220 100H221V102L222 101H225V103L224 104H222L221 102H220ZM257 100H258V102H257ZM260 100H261V103H260ZM179 101H182V102H179ZM193 101V102H192ZM240 101V102H239ZM218 102H220V104H222V105H220ZM228 102V103H227ZM243 102H244V104H243ZM263 102V103H262ZM163 103V102H162ZM166 103V102H165ZM230 103V105H227V104H229ZM254 103H255V105H254ZM237 104V105H236ZM239 104H241V105H239ZM247 104H249V105H247ZM258 104V105H257ZM158 105L159 106H165V104L163 103V104H160V103H158ZM232 105V106H231ZM233 105H236L235 107L233 106ZM239 105V106H238ZM219 106L221 107V108H219ZM223 106H226V107H231V108H229L228 110H227V108H224ZM240 106H244V107H241V109L243 108H245V110L243 111V109L241 110L240 109ZM12 107V106H11ZM43 106H41V107H38L39 109H40V111H39V109H38V112L41 114L42 112H43V109H44V107L42 108ZM236 107H238V109L236 108ZM248 107H250V108H248ZM252 107L254 108V110L252 109ZM255 107H257L256 109H255ZM14 108V106L11 108V109H13ZM163 108V107H162ZM197 108H195V109H197ZM232 108H234V109H232ZM236 108V109H235ZM116 109H117V112H116ZM158 109H160V108H158ZM165 109H168L166 106H165ZM199 109H201V110H199ZM247 109V110H246ZM205 110V111H204ZM235 111V112H233V111ZM240 110H241V112H240ZM252 110V111H251ZM261 110H262V113H261ZM232 111V112H231ZM246 111H247V116H249L248 117V119H247V116H246V118L244 117L245 116V114H246ZM229 112V113H228ZM237 112V113H236ZM252 112V113H251ZM253 112H255V113H253ZM257 112V113H256ZM259 112V113H258ZM179 114H177L178 116L179 115H183L182 117H178L179 119L181 118L182 120H185V119H187V116L181 111H179L178 112ZM251 114V115H254L253 117H251L249 114ZM229 114V115H228ZM237 116H236V115ZM244 114V115H243ZM257 114H261V115H258V116H255V115H257ZM227 115V116H226ZM232 115H235V116H232ZM239 115H241L240 117H241V119H240V117H239ZM262 115H263V117H262ZM56 118H58V119H60L59 118V115L58 114H55L54 115ZM119 116H117V118H119ZM224 116H226V117H224ZM231 116V119L229 118V117ZM239 117V118H238ZM255 117H256V119H255ZM260 117H262V118H260ZM140 118V119H139ZM142 118V119H141ZM222 118V119H221ZM224 118V119H223ZM233 118V119H232ZM235 118H238V120L236 119L235 121H234V119ZM244 118V119H243ZM252 118H253V120H255L256 121V123L252 120ZM259 118V119H258ZM35 119V118H34ZM166 119H168V120H166ZM171 121H170V120ZM178 119V120H179ZM180 119V120H181ZM244 120V123H243V120ZM257 119H258V121H257ZM262 119V120H261ZM31 120L33 121V119H24V120H22V119H20L19 118V120H18V118H17V120L15 121V130L18 132V134H21L22 135V138H23V145L25 146V147H27V148H29L30 147V149H31V147H32V155H31V162H32V175H33V178H35L34 180H36L37 181V179H39L38 177L36 178V176H37V174H38V171H40V170H38V169H40L39 167H40V165H41V162H42V157H45V156H48V155H50V154H52L51 152H52V150H51V148H50V146L48 145V143L47 142H44V141H40L39 143H40V145H39V143L37 144L36 142V144L34 143V135L36 134V132L38 131L39 132V134L41 133H44L43 131L45 130V126L43 125V123H39V122H42L41 120H38V122L36 123V122H33V124L31 125ZM181 120V121H182ZM227 120H229V121H227ZM239 120H241V122H238ZM246 120V121H245ZM249 120V121H248ZM260 120H261V126L260 125H258L257 124V122L259 123L260 122ZM20 121V122H19ZM170 121V122H169ZM28 122H31L30 123V126L31 127H33V128H31V127H29V128H26L25 126H26V123H28ZM180 122V121H179ZM220 122H222L224 125L226 124V125H229L228 127H226V125H225V128H227L229 131L231 130V128H232V130L230 131V132H234V133H232V134H234V139H236V141L233 139V138H229V137H227V136H225V134H224V132L222 131L221 132V129L222 128H220L221 127V125H219V124H222V123H220ZM228 122V123H227ZM245 122H246V124H245ZM251 122H252V124H251ZM19 123H21V124H19ZM24 123V124H23ZM74 122H66V124L68 125V124H70L71 126H73V127H77L78 129H79V127L76 125V123H74ZM166 126V123H169V126L166 128L167 129V132H165V131H163L162 132V127H160L161 125H163V124ZM171 123V124H170ZM231 123V124H230ZM249 123V125H251V126H248L247 124ZM254 123V124H253ZM35 124H36V126H35ZM40 124H42L41 126H39ZM245 124V125H244ZM256 124V125H255ZM20 125V126H19ZM69 125V126H70ZM168 125V124H167ZM178 125V124H177ZM233 125V126H232ZM236 125V126H235ZM38 126V127H37ZM44 126V127H43ZM144 126H146V127H144ZM214 126H216L215 128H214ZM20 127V128H19ZM21 127H22V129H21ZM39 127H41V128H39ZM234 127V128H233ZM236 127H238V128H236ZM250 127L252 128V129H250ZM259 127H260V129H259ZM261 127H262V129H261ZM19 128V129H18ZM149 128V129H148ZM161 128V129H160ZM168 128L170 129V130H168ZM192 131H193V133H194V135H198L199 134V128L196 126V125H193L192 127ZM220 128V129H219ZM254 128V129H253ZM255 128H256V130H255ZM27 129V130H26ZM30 131H29V130ZM216 129V131H214ZM241 129H242V132H241V134H244V136L242 135V137H246V139L244 138V140H243V142H242V140L241 139H238V138H240V132L239 131H241ZM250 129V130H249ZM25 130V131H24ZM32 130V131H31ZM42 130V132H40ZM150 130V131H149ZM218 130V131H217ZM220 130V131H219ZM238 130V131H237ZM246 130H247V132H249V135H248V133H245L246 132ZM252 130V131H251ZM257 130H260V131H257ZM29 131V132H28ZM253 131H255V132H253ZM21 132V133H20ZM25 132V133H24ZM35 134H34V133ZM82 132L84 133L85 132V134H89L88 133V131L86 130H83L82 129ZM221 133V134H218V133ZM237 132H239V134L237 133ZM256 132H258V133H256ZM259 132H261L260 134H259ZM170 133V134H169ZM216 133L218 134V135H221V136H219L218 137V135H216ZM263 133V134H262ZM33 134V135H32ZM39 134H37V135H39ZM166 134V135H165ZM172 134V135H171ZM245 134H247L246 136H245ZM252 134V135H251ZM260 136H259V135ZM87 135H85L86 137H87ZM32 136H33V138H32ZM89 136V135H88ZM210 136H212V137H210ZM216 136V137H215ZM248 136H251V138H252V140H253V138H254V141L255 140H257L256 139V137L255 136H257V138H258V141H259V144H258V141H256V144H257V147L256 146H254L253 145V147H252V151H254L255 149H258L259 147L260 148H262L261 150H260V148L258 149V150H255L253 153L255 154V153H257L256 155H255V157H256V159H255V161L254 160H252L250 157H246L244 154H243V147H241V146H243L244 145V142H245V144L247 143V145L250 147V149H251V144H253V142L251 143L250 141H248L249 139H251L250 137H248ZM252 136H254V137H252ZM165 137V138H164ZM218 137V138H217ZM236 137V138H235ZM248 137V138H247ZM259 137H261V138H259ZM88 138V137H87ZM99 138V137H98ZM212 138H214V139H212ZM227 138V139H226ZM263 138V141L261 140ZM89 139V138H88ZM166 139V140H165ZM171 140L170 142H169V140ZM175 139V140H174ZM215 139H217V140H215ZM218 139H220V141L218 140ZM229 139V140H228ZM238 139V140H237ZM248 139V140H247ZM34 140V141H33ZM168 140V141H167ZM211 140H212V143H211ZM215 140V141H214ZM222 140H224V141H222ZM227 140V141H226ZM245 140H247V142L245 141ZM251 140V141H252ZM262 142H261V141ZM32 141H33V143H32ZM231 141H233L232 143H231ZM242 143H241V142ZM204 142V143H203ZM219 142V143H218ZM221 142V143H220ZM222 142H225V144L226 145H224ZM227 142H229V143H227ZM173 145H172V144ZM203 143V144H202ZM209 143V145H210V147L208 148V149H204V148H207L206 147V145ZM214 143V144H213ZM217 143V144H216ZM231 143V144H230ZM239 143V144H238ZM243 144V145H241V144ZM264 143V142H263ZM36 146H35V145ZM42 144V145H41ZM155 144V145H154ZM215 146V148H214V146ZM221 144V145H220ZM45 145V146H44ZM203 145V146H202ZM205 145V146H204ZM212 145V146H211ZM220 145V146H219ZM229 147H228V146ZM231 145V146H230ZM233 145V146H232ZM34 146V147H33ZM156 146V147H155ZM177 146V147H176ZM197 146V147H196ZM201 146V147H200ZM219 146V147H218ZM226 147V151L224 150L223 151V149ZM236 146V147H235ZM239 148H238V147ZM110 148H113L112 146H109ZM204 147V148H203ZM212 147V148H211ZM221 147V148H220ZM235 147V148H234ZM33 148H34V150H33ZM41 148V149H40ZM160 148V149H159ZM179 148V149H178ZM200 148V149H199ZM204 150H203V149ZM233 148V149H232ZM46 149V150H45ZM155 149H156V151H155ZM199 151H198V150ZM214 149H215V152H214ZM217 149H219V150H217ZM227 149H229L228 151H227ZM231 149L233 150V152L231 151ZM236 150V153H235V150ZM241 149H242V151H241ZM40 150V151H39ZM43 150V151H42ZM45 150V151H44ZM211 150V151H210ZM39 151V152H38ZM159 151H161V152H159ZM207 152L206 153V155L204 154V152ZM209 151V152H208ZM222 151V152H221ZM230 151V152H229ZM240 153H239V152ZM39 153V155H38V153ZM47 153L46 155H45V153ZM213 153V155H211V153ZM218 152H220L218 155V157L220 158H218L217 157V162L215 161V159H216V155H217V153ZM225 152H228V153H225ZM262 152V153H261ZM118 153V156H120V158H122V160H125V156L123 157V155L125 154V152L123 153L122 151H120V152H117ZM120 153V154H119ZM123 153V154H122ZM229 153H231V155H233L232 157L229 155ZM41 154V155H40ZM122 154V155H121ZM203 154H204V156H203ZM220 154H222V155H220ZM226 154V155H225ZM240 154V155H239ZM44 155V156H43ZM160 155V156H159ZM228 155V156H227ZM236 155V156H235ZM237 155H238V157H237ZM243 155V156H242ZM262 157H261V156ZM205 156H208V157H206L205 158ZM211 156H213V157H211ZM214 156H215V158H214ZM223 156V157H222ZM227 156V157H226ZM230 156V157H229ZM235 156V157H234ZM192 157H193V160H192ZM197 157L198 158H200L199 160H197ZM204 157V158H203ZM234 157V158H233ZM237 157V158H236ZM241 157V158H240ZM259 157V158H258ZM186 158H188V159H190V161L194 164L193 165V167H192V172H194V174H195V172H196V170L197 171H199V173H197L196 172V174H197V177H199V182H200V184H199V186L200 187H203L204 186V183H206L207 181H208V187H205V189H207V190H204V193H207V194H213V196L215 195V196H217V197H215L214 196V202H215V200H216V202H215V206L218 208H216L215 206H214V208H212L211 206H208L207 204H203V203H200L201 205H203V206H199V208H198V204L196 203V202H194V201H191V199H189L190 198V192H189V189L187 188V184H186V179H185V177H183V170H184V165H183V160L184 159H186ZM195 158H196V160L197 161H195ZM222 158H223V160H222ZM229 158V159H228ZM240 158V159H239ZM261 158V159H260ZM203 159H204V161H203ZM208 159V160H207ZM212 159V161H210ZM214 159V160H213ZM242 159V160H241ZM252 161H251V160ZM261 161H259V160ZM233 160V161H232ZM244 160V161H243ZM258 162H257V161ZM193 161H195V163H196V166L198 167H196L195 166V163L193 162ZM198 161H199V163H198ZM205 163V165H204V163ZM210 161V162H209ZM222 161V163L223 164H226L225 166L222 164V163H220V162ZM225 161V162H224ZM227 161H228V163H227ZM238 161V162H237ZM240 161H243V162H240ZM248 161V162H247ZM251 161V162H250ZM214 162H216L217 164H215ZM233 162V163H232ZM236 162V163H235ZM216 165V166H220L221 165V167H223V168H227V166L228 167H230L231 165H233V166H231L230 168H227V169H229L228 171H230V169H232L231 170V174L229 175L230 177H225L224 179H225V181H223V176H222V178H220V176L218 177L217 176V178L215 179L214 178V184H212V182L213 181H211V180H209V177L212 175V174H214L213 172H215V173H217V169H215V168H217L214 164ZM232 163V164H231ZM243 163H245V164H247V163H249V164H247L246 166H245V164H243ZM253 163L256 165V167H255V170H256V173H257V175H258V173L260 174V175H258V176H261V177H259V178H257V175H255L256 173L255 172H253V170L252 169H254L253 167L255 166V165H253ZM199 164H201V167H199ZM203 164V165H202ZM209 164H210V166H209ZM213 164V165H212ZM220 164V165H219ZM240 164V165H239ZM250 164H252V165H250ZM257 164H259V165H261V167H258L259 165H257ZM239 165V166H238ZM243 166V167H241L240 168V166ZM203 166H205L204 168H203ZM214 166H215V168H214ZM245 166V167H244ZM195 167H196V169H195ZM208 167V170L206 169ZM210 167V168H209ZM250 167V168H249ZM171 168H172V170H171ZM203 168V169H202ZM240 170H239V169ZM243 168V169H242ZM263 168V169H262ZM195 169V170H194ZM204 169H206V170H204ZM209 169H211V171H212V169H213V172H211ZM226 169V170H227ZM234 169H236V170H234ZM250 169H251V172H250ZM194 170V171H193ZM200 170H201V172H200ZM202 170H204V171H202ZM254 170V171H255ZM240 171H242V172H240ZM243 171H245V172H243ZM247 171H249L248 173H247ZM258 171V172H257ZM207 172V173H206ZM211 172V173H210ZM233 172V173H232ZM240 172V173H239ZM262 172V173H261ZM209 173V174H208ZM241 173H244V174H241ZM250 173H252V175H254L255 177H253V176H251L250 175ZM206 174V175H205ZM201 175V176H200ZM207 175H209V176H207ZM226 175V174H225ZM239 175L240 176H242V177H240V179H239ZM249 175V176H248ZM238 176V177H237ZM202 177V178H201ZM233 177V178H232ZM249 177V178H248ZM252 177V178H251ZM244 178V179H243ZM257 178V179H256ZM263 178V180H261ZM44 178H42V179H40V184L42 183V185L44 186V188H46V187H48V182H47V180L46 179H44ZM206 179V180H205ZM208 179V180H207ZM221 180V181H219V180ZM233 179H235V180H233ZM237 179H238V181H237ZM241 179H243L242 181H241ZM253 179H256V180H253ZM41 180H43L42 182H41ZM213 180V179H212ZM215 180H217V181H219V182H217L216 183V181ZM226 180H228V181H226ZM230 180L231 181H233V182H230ZM244 180H247L246 182L244 181ZM252 180V181H251ZM209 181L211 182V184L212 185H214L213 187H212V185L209 183ZM260 181H262V182H260ZM45 183V185H47L46 187H45V185H44V183ZM139 182V183H138ZM138 182H137V184L140 186V185H142V182H141V180H140V178H138ZM164 180H163V183H162V181H160L159 182V185L158 186H156V187H152V189L150 188L149 190H150V192L152 193V195L155 197V198H157L156 199V201L157 202H159L160 200H162V194H161V189L163 190V185H165L164 184ZM226 182H228V183H232V184H234V186H235V189L233 188L232 190L229 188L228 190H229V192L228 191H226L227 190V188L228 187H226ZM237 182V183H236ZM241 182V183H240ZM244 182V183H243ZM249 182V183H248ZM250 182H251V184H250ZM253 182V183H252ZM259 182V183H258ZM224 183V184H223ZM227 183V184H228ZM245 183H248V184H250V185H248V184H245ZM257 183V184H256ZM262 183V185H260ZM186 184V185H185ZM219 184H220V187L221 188H223V190L221 189V188H218L219 187ZM223 184V185H222ZM236 184H237V186H236ZM241 184H243V185H241ZM244 184H245V186H244ZM254 184H256V185H254ZM170 185V186H169ZM181 185V186H180ZM218 185V186H217ZM222 185V186H221ZM225 185V186H224ZM248 185V186H247ZM252 185L253 186H255V187H253V188H250V187H252ZM259 185V186H258ZM172 186V187H171ZM226 188H224V187ZM228 186V185H227ZM239 186V187H238ZM250 186V187H249ZM261 186V187H260ZM181 187V188H180ZM240 187H243V188H245V189H243V188H240ZM260 187V189L258 190V188ZM217 189V192H216V189ZM239 188V189H238ZM175 189V190H174ZM211 189V190H210ZM212 189H213V191H212ZM221 189V190H220ZM236 189H238V190H236ZM244 190V191H241V190ZM247 189H249L248 191H247ZM174 190V192L172 193V191ZM215 190V191H214ZM219 190L221 191V192H219ZM230 190H231V192H230ZM245 190L247 191L246 193H245ZM255 190H257V192H255ZM154 191V192H153ZM234 191L235 192H237L236 193V195H237V200H239V199H241L242 197H243V195L242 194H239V193H245V197H243L242 198V200H239V201H237L235 198H234V195H235V193H234ZM258 191H259V193H258ZM222 192L224 193V192H228L229 193V195H231V196H229L227 193H224V194H222ZM233 192V193H232ZM161 195H160V194ZM187 193L189 194L188 196H187ZM219 193H220V195H219ZM263 194V195H261V194ZM227 194V195H226ZM247 194V195H246ZM256 194H258L259 195V199H258V195H256ZM219 195V196H218ZM221 195H223V196H225V197H223V196H221ZM236 195H235V197H236ZM238 195H240V196H238ZM255 195H256V197H255ZM157 196V197H156ZM161 196V197H160ZM228 196V197H227ZM249 196V197H248ZM249 199H248V198ZM262 197V200L260 199ZM192 198V197H191ZM223 200H222V199ZM226 198H227V200H229L230 201V203H229V201L228 202H226L227 200H226ZM228 198H230V199H228ZM232 198V199H231ZM234 198V199H233ZM245 198H247V199H245ZM254 198V199H253ZM62 199V198H61ZM60 199V201L57 203V201H58V199L56 200V201H53V207L51 206V208H52V212H51V217L53 218L52 219V222H56L55 224H57V225H59L60 223H62L61 222V220L59 219V215H58V213H57V215H56V212H57V209H56V206H58V205H60L61 204V201L63 200H61ZM246 200V203H244V204H241V203H243L245 200ZM256 199V200H255ZM225 200V201H224ZM231 200H235L234 202V204H233V202L231 201ZM250 201V202H253L254 203V200L255 201H258L257 203L255 202L254 204L253 203H251V205L250 204H248V203H250V202H248V201ZM192 202V203H191ZM193 202H194V204H193ZM248 202V203H247ZM217 203V204H216ZM232 203V204H231ZM237 203L239 204V205H237ZM263 203V204H262ZM199 204V205H200ZM220 204H221V206H220ZM243 205V208H241V205ZM247 204V205H246ZM258 204V205H257ZM195 205L197 206V207H195ZM222 205H228L230 208L231 207H234L235 208V206L237 207H239V208H241L240 210H242V209H245V210H242L243 212L241 213V214H244L245 212V214L244 215H239V217H238V215L236 216V213H235V211H236V208H235V210H234V213L231 211V212H227V210L225 209V210H223V213H220V209L223 207ZM251 206V208H250V206ZM218 206H220V208L218 207ZM247 206V207H246ZM246 207V208H245ZM258 207H260V210L258 209ZM197 208V209H196ZM248 208H250V210H248ZM194 209V210H193ZM199 209V210H198ZM216 209H217V214L215 213L216 212ZM258 209V210H257ZM202 210H204V211H202ZM207 210H208V212H207ZM213 210H215L214 211V213L215 214H213ZM252 210H254V211H252ZM55 211V212H54ZM197 211V212H196ZM206 211V212H205ZM212 212L211 214H210V212ZM218 211H219V213H218ZM245 211V212H244ZM262 212V213H261ZM208 213V214H207ZM258 214L257 215V217H255L256 216V214ZM254 214V215H253ZM53 216H56L55 218L53 217ZM263 217V218H262ZM239 218V219H238ZM56 219H57V221H56ZM201 219V220H200ZM230 219H232L231 221L232 222H230ZM237 219V220H236ZM259 219V220H258ZM263 219V220H262ZM54 220V221H53ZM60 220V221H59ZM228 220V221H227ZM236 220V221H235ZM165 223L167 224V226H168V228H170L171 229V227H170V224H168L167 222H168V220L167 219H165ZM224 221V222H223ZM244 221H246V222H244ZM263 221V222H262ZM239 222V223H238ZM249 222V223H248ZM234 223H236V224H234ZM242 223V224H241ZM254 223V224H253ZM242 225L241 227H239V225ZM244 224V225H243ZM248 224V225H247ZM61 225V224H60ZM228 225H230V226H228ZM236 225V226H235ZM262 225V226H261ZM63 226V225H62ZM233 226H235V227H233ZM256 227H258V228H256ZM262 227V228H261ZM169 229V230H170ZM255 229V230H254ZM259 229V230H258ZM61 233H64V238L66 239V237L68 236L69 237V235H68V230L66 229V226L64 225V227L63 228H61ZM247 231V232H246ZM259 231V232H258ZM67 233V234H66ZM261 233V234H260ZM134 234V233H133ZM251 234V235H250ZM62 235L63 234H61V237H62ZM67 235V236H66ZM249 235V236H248ZM62 237V239H64ZM260 238V239H259ZM64 239V241L65 242H67V244L70 246V247H72L73 246V248L75 249V250H77V248H78V251H80V248L78 247V246H76L75 244H73L72 243V241H71V239L69 238H67L66 240H70V242L68 243V241H66ZM262 239V240H261ZM246 242V243H245ZM4 243V244H3ZM71 243H72V245H71ZM5 245H6V243L4 242V241H2V240H0V249L1 250H3V251H0L1 253H0V264H7L8 262V264H15V263H17V264H22V263H19V262H16L11 256H10V254H9V251H8V248H7V246L5 247ZM76 246V247H75ZM6 253V254H5ZM1 254H3V255H1ZM89 255V254H88ZM2 256V257H1ZM91 255H89V256H87L88 257V260L89 261H91L92 263H95V262H97V259L95 260V258L92 260V256L90 257ZM251 257H252V259H253V256L251 255ZM9 258V259H8ZM3 259V260H2ZM7 260V261H6ZM94 260H95V262H94ZM261 260H262V262H264V253L262 254V256H261ZM17 261H19V260H17ZM6 262V263H5ZM255 264H257V263H255ZM259 264V263H258Z\"/></svg>",
  "mask_w": 264,
  "mask_h": 264
}]
</instances>
